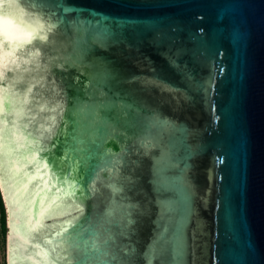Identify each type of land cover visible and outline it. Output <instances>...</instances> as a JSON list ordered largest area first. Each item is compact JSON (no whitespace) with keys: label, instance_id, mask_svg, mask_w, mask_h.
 <instances>
[{"label":"water","instance_id":"water-1","mask_svg":"<svg viewBox=\"0 0 264 264\" xmlns=\"http://www.w3.org/2000/svg\"><path fill=\"white\" fill-rule=\"evenodd\" d=\"M6 264H264V0H4Z\"/></svg>","mask_w":264,"mask_h":264},{"label":"rangeland","instance_id":"rangeland-1","mask_svg":"<svg viewBox=\"0 0 264 264\" xmlns=\"http://www.w3.org/2000/svg\"><path fill=\"white\" fill-rule=\"evenodd\" d=\"M0 202L3 208L1 195H0ZM4 228H5V214H4ZM0 264H6L5 263V233L3 235L0 234Z\"/></svg>","mask_w":264,"mask_h":264},{"label":"trees","instance_id":"trees-1","mask_svg":"<svg viewBox=\"0 0 264 264\" xmlns=\"http://www.w3.org/2000/svg\"><path fill=\"white\" fill-rule=\"evenodd\" d=\"M4 233H5L4 212H3L2 204L0 202V234L3 235Z\"/></svg>","mask_w":264,"mask_h":264},{"label":"clouds","instance_id":"clouds-1","mask_svg":"<svg viewBox=\"0 0 264 264\" xmlns=\"http://www.w3.org/2000/svg\"><path fill=\"white\" fill-rule=\"evenodd\" d=\"M4 0H0V4H3Z\"/></svg>","mask_w":264,"mask_h":264}]
</instances>
